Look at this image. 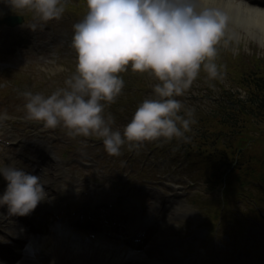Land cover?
Wrapping results in <instances>:
<instances>
[{"label": "clouds", "instance_id": "9594fccd", "mask_svg": "<svg viewBox=\"0 0 264 264\" xmlns=\"http://www.w3.org/2000/svg\"><path fill=\"white\" fill-rule=\"evenodd\" d=\"M6 2L30 10L35 29L61 18L67 0ZM86 7L73 25L74 71L50 93L22 91L23 118L71 137L95 136L112 155L125 145L190 140L196 109L181 97L201 77L215 88L227 75L222 55H239L253 32L264 37V7L249 0H86ZM129 68L151 78V91L118 125L107 108L121 95V73ZM13 118L0 110V124ZM0 178L6 182L0 207L12 216L29 214L47 196L41 176L14 161L0 163Z\"/></svg>", "mask_w": 264, "mask_h": 264}, {"label": "rangeland", "instance_id": "374dc122", "mask_svg": "<svg viewBox=\"0 0 264 264\" xmlns=\"http://www.w3.org/2000/svg\"><path fill=\"white\" fill-rule=\"evenodd\" d=\"M0 3L3 5L0 8L1 10L9 11L12 14H25L28 13V22H34V14L27 9H18L15 7L10 6L6 0H0ZM66 9L64 14L59 19H53L49 20L50 23H52L54 29L58 33L59 37H63L64 34H69L71 32V23L72 21H78L80 20L85 12L87 11L86 7V0H67L66 2ZM52 21V22H51ZM55 22V23H54ZM43 23V22H42ZM35 29H38L36 27ZM40 35L39 33H37ZM255 53H258L260 55L264 56V46L260 45L256 41L252 40L249 42L247 48L245 50H242L239 55H232L231 53L225 52L222 56H227L225 60V64L227 65V71L229 72L232 70V75L234 74V69H241L242 71H246L248 74V78L253 77L257 74H263L264 75V58H253ZM70 61V60H69ZM66 61L65 64L69 65L68 69L65 65V68L63 64H61L57 70H55V76H49L42 72L45 70H48L49 67H45V70L43 69V65L38 62V60L32 59L31 62L28 64L24 60H22L23 63L27 64L24 65L22 62H19L18 60H15L13 63L12 60L9 62V66L3 67V70L0 71V84L4 82L7 78L8 82L5 83L4 88H6V92L9 96L7 97H0L2 101H0V110L6 109L10 112L18 113L19 111H23V103L24 98L20 95V93L26 89H30L34 92L40 91L44 92L45 94L50 93L55 88L62 86L63 81L67 75H69L72 71L75 69V62L73 61ZM41 65V66H40ZM232 66V67H231ZM29 69H32L31 71H28ZM35 72V73H34ZM126 78L131 82V86H127V88H124L121 95L116 99L114 103L109 105L107 108V111H110L114 114L116 117V123L118 125H123L127 123V121L131 118L132 112L137 107L138 103L151 91V87L149 85H146L142 87L141 81L137 80V74L136 72L132 71L130 68L127 72H124ZM36 77V79L34 78ZM236 77V76H233ZM11 83V84H10ZM149 83L151 84V78L149 79ZM245 83V82H244ZM245 87V86H243ZM3 88L0 85V96L3 95ZM7 100V101H6ZM209 100V99H208ZM208 100L205 101V103H208ZM189 103H191V99H188ZM7 103V105H6ZM195 105H203L202 100H197L194 102ZM239 129V130H237ZM264 131V121H261L259 123L253 124L248 126L247 123L244 124L243 119L239 120V126L236 127L234 130L232 136H231V142L234 148H232L231 151L234 152L238 150L241 154L238 156V159L243 161L244 158H246L245 151H249V149H253V146L256 147L257 151L263 152L264 149L262 148V142L264 139V135L261 134ZM222 138L227 142V137L222 136ZM153 142V141H151ZM149 142H146L142 148L145 149L144 151H147V146ZM152 145V144H151ZM150 145V146H151ZM126 148V145L123 146L122 149ZM97 150L102 151V147H98ZM152 150V149H151ZM153 151V150H152ZM6 151L4 147L2 146L0 149V163H6ZM237 156V155H235ZM202 159L200 156L195 155L194 159L192 160V164L186 166V169H182L184 171L183 176H181L184 180L188 182V179L191 178L195 180L197 183H199L202 179V171H203V164ZM134 167L137 168L138 164L137 162H134ZM241 164V163H240ZM238 171L232 170L231 176L229 178V182L231 183L229 185L228 190L226 191V199L233 196V193L238 185H242L241 183L244 181H247V179H253L257 180L255 172H252L249 170L250 168H242ZM140 170V169H139ZM248 171V172H246ZM163 173V171L161 172ZM159 173V174H161ZM158 174V175H159ZM246 174V175H243ZM132 176H137L136 180H142L146 178V174H142L139 171L134 170L131 173ZM189 183V182H188ZM6 182L0 178V187L5 186ZM196 185H189L185 191L187 192V195L189 196L188 200L195 197V193H199L200 195L205 196L203 193H201L200 189L198 191H194ZM199 188H201V184L198 185ZM210 194H213L211 192ZM237 202L231 205V208H235L238 210ZM242 208V207H241ZM240 208V209H241ZM227 211V209H225ZM226 212H223V219L222 223L224 224H231L232 226L230 229L232 231H236L239 227L235 223V217L238 216L235 210H232V213L228 215L229 218H224V214ZM227 217V215H226ZM72 261V264H75L74 259L69 260L68 262Z\"/></svg>", "mask_w": 264, "mask_h": 264}, {"label": "bare ground", "instance_id": "6f19581e", "mask_svg": "<svg viewBox=\"0 0 264 264\" xmlns=\"http://www.w3.org/2000/svg\"><path fill=\"white\" fill-rule=\"evenodd\" d=\"M246 15L247 16L252 15V13L249 12V13H246ZM22 33H24V32L20 31V26L14 28L12 34L16 35V39L13 43H15V44L22 43V42H20V41H22ZM257 39H259V41H260L259 44L264 46V37H257L256 34L253 32V40L257 42ZM43 203L48 204V202L46 200L45 201L43 200ZM41 205L44 207L43 204H41ZM183 208H185V206ZM183 211H184V209H183ZM59 233H60V235L57 237V243H58V240L60 238H62L66 235L65 231L62 228L59 229ZM43 240L45 243L47 241H49V248L50 249H56V250H60L61 252H63L60 248H58V246H55L56 240L54 238H52V240H51L49 237H46ZM0 247H3V246L0 245ZM99 247H100L99 240H97L93 245H91L88 248H84L81 241L77 238H72L70 244H66V249L68 250L69 253H71L74 250H81L78 253L79 258H83L84 260L88 261L86 264H89V262H90V264H94L95 260H97V262H96L97 264H115L116 262L119 261V259H120L119 258V252L116 249H106V248L101 249L100 254L106 253V255L111 256L110 259L100 258V256L99 257L94 256L97 253V251L99 250ZM91 249L94 251L91 252ZM10 258L14 259L15 256L13 254H11Z\"/></svg>", "mask_w": 264, "mask_h": 264}, {"label": "trees", "instance_id": "16d2710c", "mask_svg": "<svg viewBox=\"0 0 264 264\" xmlns=\"http://www.w3.org/2000/svg\"><path fill=\"white\" fill-rule=\"evenodd\" d=\"M259 80H261V79L259 78ZM234 101L235 100H231L232 104L239 102L241 106H243V105H250L251 103L252 104H255L256 103V104L262 105L264 103V91L262 93H258L255 90H249L248 98L247 99H242V100L241 99H236V101L235 102ZM220 121H222L221 122V125L224 122H226V120L224 118L221 119ZM202 135H205V134L202 133Z\"/></svg>", "mask_w": 264, "mask_h": 264}]
</instances>
